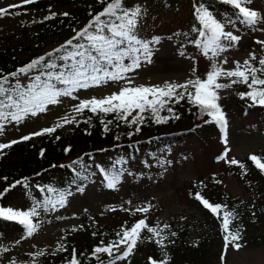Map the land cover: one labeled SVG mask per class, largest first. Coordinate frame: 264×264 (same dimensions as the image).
<instances>
[{
	"label": "rangeland",
	"instance_id": "obj_1",
	"mask_svg": "<svg viewBox=\"0 0 264 264\" xmlns=\"http://www.w3.org/2000/svg\"><path fill=\"white\" fill-rule=\"evenodd\" d=\"M178 3L182 5L180 4L176 12L149 11L139 17V31L151 36L149 42H151L152 56L151 63L141 58V66L127 74L135 85L163 84L165 81L183 83L195 76L205 78L206 72L210 70L212 61L203 55L201 48L190 42L194 37L192 25L197 21L194 15L196 2L194 0H178ZM10 4H20V0H0V7H7ZM30 5L9 10L10 13L19 12L20 15L6 14L0 17V50L7 49L6 57L8 59L14 55L18 58L41 55L75 34V29L72 28L60 32H54L50 28L45 29L43 25H48L49 19L45 20L44 17L50 16V13L67 12L69 15H80L81 17L76 20V27L81 28L93 16L90 14V5H97V3L95 4L93 0H69L57 2L44 8H34L35 6ZM250 7L264 15V0H252ZM212 13L225 23L226 31H231L241 37L235 47L227 48L215 58L216 63L222 64L226 69H231L235 67L234 62L242 63L252 52L256 56L261 55L263 47L256 41L264 40V31L259 30L264 27V23L256 25L257 30H253L240 22L227 23L228 19L221 12ZM35 17L41 20H35ZM153 38H158V42H155ZM210 55L211 53H209ZM225 58H227L226 64L222 63ZM128 62L125 60V63ZM2 63L3 58L0 56V65ZM57 71L59 70L56 69L55 72ZM35 73L36 71L30 73L31 75L28 74L27 77H18L21 85H26L27 80L31 79ZM220 82L227 83L228 80L221 78ZM122 86H124V81L119 84L110 81L100 87L80 89L74 95L79 99H90L93 96L99 98L118 91ZM230 92L228 89L220 90L219 103L223 109L228 106L225 96ZM60 100L61 103L57 105H49L46 112L39 113L35 117L29 116L18 125L15 122H4V132L3 135H0V143H7L13 139H19L23 135L51 127L66 114L76 115L72 112V107L79 103V100L71 97H61ZM73 126L65 125L58 128L53 134L60 135L61 132L68 131ZM39 137H33L31 141H36ZM225 138L227 144L224 143ZM212 142L217 143L216 146L218 148L220 146V148L215 149L214 154L210 153L207 159L199 154L191 156L185 155L184 152H175L170 153L166 158L148 160L143 163H115L112 167L113 170H109L110 173H107L106 179L103 178L102 171L98 170L92 175V180L86 184H74L69 189L53 195L51 199L53 202L58 200L61 195L64 196L63 207L57 205L55 210L49 208L46 211L43 207L47 204L46 202L33 204L31 208L37 204L41 205L37 211L48 218L41 222L38 231L31 237H27L26 233L21 234L20 231L12 232L11 229H7L8 236L0 237V246L8 248L9 251L0 254V264H9L13 258L17 264H25L28 253L41 249L53 250L57 243L61 242L64 228L80 227L78 225L83 211H87L88 223L91 227L94 216H98L100 222L112 221L111 223L123 222L127 224L130 216L122 210V207L133 211L137 207L146 205H151L148 212L149 217L158 220V224L162 227L175 214L184 213L181 222H186V219L189 218L191 221L201 219L202 209L197 207L193 200L187 198L185 191L188 181H194L200 177L207 181L215 193L222 191V193L231 196L248 199L249 193L232 172L229 164L224 160L215 159V156L221 148L225 151L226 147L230 149L229 159H239L263 151L264 130L252 129L233 132L232 129H229L228 134L226 133L224 137L221 133L215 135V140ZM117 174L119 180L116 187H107L108 176ZM14 208L17 209L19 206L15 205ZM111 208H115V211H112ZM57 217H63V219H57ZM208 227L207 221L192 226L187 241L198 238L199 234L205 228L207 230ZM262 230L261 225H258L250 228L247 233L257 234ZM150 235L148 233V237ZM80 236L79 231L73 232L72 237ZM16 241L19 243L17 244ZM202 241L199 245L202 257L198 255L193 258V263L187 262L182 255L187 257L191 254L190 250H184V254L182 251L173 254L169 259V264H222V254L225 255L224 264H264V241L243 246L240 250L230 247L226 253H224L222 238ZM155 246L157 247L154 239L142 238L134 249V257L138 260L131 264H141V259L149 252L152 253L150 250H155ZM105 264H108V261ZM116 264L125 263L122 260L116 261Z\"/></svg>",
	"mask_w": 264,
	"mask_h": 264
},
{
	"label": "trees",
	"instance_id": "obj_2",
	"mask_svg": "<svg viewBox=\"0 0 264 264\" xmlns=\"http://www.w3.org/2000/svg\"><path fill=\"white\" fill-rule=\"evenodd\" d=\"M65 1L69 0H36L30 6L44 8L50 7L54 3ZM93 1L97 5H90L89 10L90 14L95 15L102 10L103 5L98 0ZM194 2H196V5H205L211 12H221L227 19H231L234 24L239 22L236 19L234 9L222 3V0H194ZM123 3L125 8H139L141 16L149 11L169 10L176 12V9L181 4L178 3V0H123ZM80 17V15L63 16L57 13L56 16L48 20V25L44 24L43 27L45 29L50 28L54 32L71 28L80 30L92 19L81 28H77L76 20ZM37 18L35 17V20ZM199 27L198 21L193 23L192 34L194 37L191 41L199 38L196 31ZM137 35L141 40L150 41L151 36L141 33L138 27ZM74 36L75 34L68 39ZM67 40L35 57L18 58L14 55L8 59L6 57L7 49L3 48L0 50V56L3 58L0 70L4 74L11 73L25 66L33 59L45 56L46 61L50 60L57 65V68L47 69L46 71L55 72L56 69L64 71V65L70 63V61L59 59V56L65 54V50L56 53L54 49L59 48ZM76 43L87 45V40L74 39L73 46ZM73 46H67V51L73 50ZM50 52L53 55L48 57L47 53ZM260 56H264V47ZM260 56L257 57L259 58ZM34 71H36L35 75L39 74V70H33L32 72ZM34 76L27 80L26 85H23L24 88L33 82ZM46 78L42 76V80ZM14 84L15 82H13ZM228 90L231 91L225 96L228 106L226 109L222 108L227 119V127L224 132L214 122L204 123V120L210 119V117H202L196 107L189 104L187 100H181L178 104L172 105L174 112L179 115V119H170L166 124H156L153 118L145 113V121L140 126L141 131L139 133H135V126L129 127L122 121H116L113 114L103 116L105 121L113 120V123L108 125L110 130L105 132L100 122L101 117L85 110L82 115L77 116L80 123L74 125L68 131L61 132L60 135H54L53 133L51 135L45 134L40 136L36 141L29 140L13 145L11 148L4 150L3 155H0V192H4L6 188L9 189L4 195L0 196V207L15 209L14 206L18 205V210L28 211L33 204L47 203L52 199L53 195L69 189L74 184H86L92 180V175L97 173L98 170L102 171L103 178L106 179L107 173L109 170H113L112 167L115 163H143L148 160L166 158L170 153L175 152H184L185 155L189 154L191 156L199 154L204 159H207L210 153H215V149L220 148V146L219 148L216 146L217 143L212 142L218 133H221L224 137L226 133L228 134L229 129H232L233 132L252 129L264 130V106L253 105L248 98L241 99L238 95L240 92L247 91V87L244 84L237 83ZM161 115L171 116L172 114L164 110ZM89 116L92 117L91 121L84 123L83 121ZM129 132H133L134 134L129 136ZM56 137H59V139H56ZM117 137L119 138L117 139ZM65 149L69 150L65 151ZM41 150L44 152L43 156L40 155ZM223 152L224 149L221 148L215 159L221 156ZM253 154L264 157V150ZM248 157L249 155L237 159L246 165V169L243 172L238 165L229 164V167L249 193V201L238 196L222 193V191L215 193L209 187L207 181H204L203 177L197 179L199 181H188L185 187L187 198L193 200L196 206L202 209V218L194 221H191L189 218L186 219V222H181L184 213L172 215L165 224L169 227L164 228L162 232V235L166 237L163 250L155 243L157 247L155 246V250H150L152 253L149 252L148 255H145L141 259V264H149V257L163 260L165 256L170 258L177 252L182 251V254H184V250H190L191 254L187 257L182 255L185 261L193 263L192 261L195 256H203L201 255L202 251L199 249L200 243L203 242L202 240L223 239L225 233L221 229V219H218L216 215L202 207V203L195 198L197 192L211 203L227 205V209L223 210L235 211L237 219L233 220L230 229L232 231H240L241 240L239 242L243 246L252 245V243L258 244L264 241V173L256 169ZM5 177L7 178L6 180L3 179ZM16 181H21V183L16 184ZM14 184L15 187H11ZM134 210L129 209V211H125L130 216L127 224L123 222L111 223L112 221L100 222L99 217L94 216L92 217V227L88 223L89 216L87 211H83L78 225L83 227H75L77 229L75 231L80 232V237H72L73 232H75L72 230L73 227L64 228L63 230L61 242L67 248V251H56V248L50 251L44 249L45 255L35 258L28 255L25 264H31L33 259L37 261V264H66L67 260L71 257L73 248L76 249L81 264H100V261L91 257L92 250L97 245H100L101 241L106 244L109 241L116 240V233L121 230V226L130 227L136 220L145 216L150 226L159 225L158 220L149 217V213L133 214ZM47 218L39 213V216L33 217V220L41 224ZM206 221L209 225L208 229L206 230L205 228L198 238L187 241L192 226ZM258 225H261L263 229L260 233H247L250 228ZM216 226L218 228H215ZM160 227L163 228L162 226ZM7 229H11L12 232L20 231L21 234L26 233L24 226L18 222L0 218V237L8 236ZM173 232L176 233L175 236L171 235ZM93 233H96V235H93ZM142 237L149 239L146 230L142 233ZM36 251L39 250L33 252ZM53 252H55V255L52 254ZM100 260L105 264L109 260V257L107 254H101ZM137 260L134 257L133 251L123 261L125 264H131ZM167 264H169V259L167 260ZM222 264H224V261Z\"/></svg>",
	"mask_w": 264,
	"mask_h": 264
},
{
	"label": "snow or ice",
	"instance_id": "obj_3",
	"mask_svg": "<svg viewBox=\"0 0 264 264\" xmlns=\"http://www.w3.org/2000/svg\"><path fill=\"white\" fill-rule=\"evenodd\" d=\"M35 2L36 0H20V4L0 7V17L6 14L20 15L19 12L10 13L9 10ZM98 2L103 5L102 10L93 15L85 27L74 30L75 36L73 38L68 39L59 48L54 49L56 53L65 50V54L59 56L62 61H70V63L64 65V71H46L47 69L57 68V65L50 60L46 61L45 56L33 59L11 73L4 74L0 70V135H3L4 132V122H15L18 125L29 116L35 117L39 113L46 112L49 105L61 103V97H71L79 100V103L72 107V112L76 115L66 114L51 127L23 135L19 139H13L7 143H0V155L4 154V149H9L20 142L29 141L33 137L45 134L51 135L58 128L65 125H78L80 120L77 119V116L82 115L85 110L101 117L100 122L105 132L110 130L108 125L112 124L113 120L105 121L103 116L113 114L116 121H122L129 127L135 126V133H139L141 131L140 126L145 121V113L149 114L156 124H166L170 119L180 118L174 112L172 105L178 104L181 100H187L189 104L197 108L202 117H210V119H205L204 123L214 122L224 132L227 127V119L219 103L221 99L220 90L229 89L237 83L244 84L248 90L238 93L240 98H248L253 105L264 106V56L258 58L252 52L242 63L239 61L234 62L235 67L231 69H226L222 64L216 63L215 58L226 51L227 48L235 47L241 37L231 31H226L225 23L217 19L205 5L194 4V15L200 27L196 29L199 38L191 41L202 49L204 56L212 61L205 78L195 76V78L187 79L183 83L165 81L163 84L135 85L127 74L141 66V58L151 63L152 56L151 42L141 40L137 35L141 10L139 8H125L123 0H98ZM222 3L231 6L235 11L236 19L253 30H257L256 25L264 23V15L250 7L252 0H222ZM56 15L57 13L52 12L50 16H46L44 19H51ZM61 15L68 16L69 13L65 12ZM227 23L234 22L228 19ZM259 30L264 31V27ZM78 38L86 39L87 45L76 43L73 46V40ZM153 40L158 42V38H153ZM256 43L264 47V40H257ZM67 46H73V50L67 51ZM209 53H211L210 56ZM52 55L51 52L47 53L48 57ZM125 60L129 62L125 63ZM222 63L226 64L227 58ZM33 70H39V74L35 75L33 82L24 88L18 77L21 75L27 77ZM42 76L47 78L42 80ZM221 78H226L228 82L221 83ZM13 79H15L14 85ZM110 81L117 84L124 81V86L119 87L118 91L99 98L93 96L90 99H79L78 96L74 95L80 89L100 87ZM164 110L172 115H161ZM91 119L92 117L89 116L83 122L89 123ZM133 134V132L128 133L129 136ZM56 139H59V137H56ZM224 143L227 144L226 138ZM68 150L65 149V151ZM229 151L230 149L226 147L224 153L218 159L224 160L230 165H238L243 172L246 165L235 158L229 159ZM43 154L44 152L41 150L40 155L43 156ZM248 159L256 169L264 173V157L251 154ZM3 179L6 180L7 178ZM118 180V174L109 175L107 187H116ZM15 183L20 184L21 181ZM11 187H15V184ZM7 191H9L8 188L4 189V192H0V196ZM195 198L202 203L205 209L221 219V229L225 233L223 236L224 253L230 247L240 250L243 247L239 242L241 233L239 230L232 231L230 229L233 220L237 219L235 211L223 210L227 209V205L211 203L199 192L195 194ZM64 204L65 198L61 195L58 200L55 202L49 200L43 207L46 211L49 208L55 210L57 205L63 207ZM39 207L41 205L37 204L28 211L0 207V218L16 221L23 225L26 236L31 237L40 227V223L33 220V217L39 216L37 211ZM150 208L151 205L137 207L133 214L148 213ZM111 210L115 211V208H111ZM122 210L129 211L127 208H122ZM57 219H63V217H57ZM168 227V225H164L163 228L159 225L150 226L145 216L136 220L130 227L121 226V230L116 233V240L109 241L106 244L101 241V244L92 250L91 257L100 261V264H104L100 260L101 254H107L109 257L108 264H116V261L125 260L133 253L138 241L143 238L142 233L145 230L152 234L148 238L154 239V242L163 250L166 237L162 235V232L164 228ZM72 230L77 229L74 226ZM93 235H96V233H93ZM171 235L175 236L176 233L173 232ZM16 243L18 244L19 241H16ZM8 251V248L0 246V254ZM56 251H67V248L62 242H58ZM52 254L55 255V252ZM28 255L34 258L40 257L45 255V250L30 252ZM168 259L170 258L167 256L163 260L149 257V264H167ZM224 259L225 255L222 254L221 261L223 262ZM9 264H17V261L13 258L9 261ZM31 264H37V261L33 259ZM66 264H81L75 248L72 249L71 257Z\"/></svg>",
	"mask_w": 264,
	"mask_h": 264
}]
</instances>
